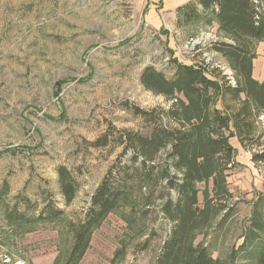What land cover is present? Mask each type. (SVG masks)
I'll return each instance as SVG.
<instances>
[{"label":"rangeland","instance_id":"1","mask_svg":"<svg viewBox=\"0 0 264 264\" xmlns=\"http://www.w3.org/2000/svg\"><path fill=\"white\" fill-rule=\"evenodd\" d=\"M161 8L162 0H0V264H159L173 225L163 210L166 177L132 164L122 140L173 124L164 116L170 100L143 88L141 71L151 65L170 78L175 59L217 67L235 83L212 48L223 40L212 16L198 4L179 13ZM253 50L261 81L264 40ZM239 105L228 95L216 102L230 116L223 132L233 148L225 172L231 196L191 238L219 264H257L264 249V164L251 160L264 111H253L245 140L232 119ZM135 107L152 111L149 119ZM168 149L156 163L170 161ZM118 162L125 169L113 167ZM59 166L74 181L69 202ZM110 168L129 198L92 229L82 257L68 261L77 226ZM196 187L199 204L212 196L211 179Z\"/></svg>","mask_w":264,"mask_h":264},{"label":"trees","instance_id":"2","mask_svg":"<svg viewBox=\"0 0 264 264\" xmlns=\"http://www.w3.org/2000/svg\"><path fill=\"white\" fill-rule=\"evenodd\" d=\"M197 4L201 13L211 15L217 22L223 40L211 45L231 69L234 85H230L217 67L205 64L185 65L173 59L175 70L170 78L151 65L145 66L140 83L146 90L170 100L164 116L173 125L157 124L148 133L127 132L122 140L123 153L129 152L132 164L137 163V168L142 170L160 169L166 177L167 197L163 210L173 225L163 243L159 264H219L205 246L191 241L196 232L212 223L219 211L225 210V201L231 196L225 187V172L232 167L233 148L223 132L228 128L230 116L223 113L216 102L222 95L240 100L232 119L245 140L252 130L253 111L254 114L264 111V77L259 81L253 76L256 57L253 43L264 40V0H193L178 7L176 12L186 8L196 11ZM186 15L190 17L191 12ZM134 109L145 120L152 112ZM261 137L251 160L264 164V133ZM166 146H169L166 156L170 161L156 163L157 154ZM113 167L125 169L119 162ZM112 168L96 187L90 206L77 226L68 261L76 262L82 257L92 229L129 198L126 190L114 183ZM57 173L61 192L69 202L75 192L74 181L64 166H59ZM208 179L212 180V196L207 194L199 204L196 184ZM170 190L175 192L174 198ZM257 264H264V249L258 255Z\"/></svg>","mask_w":264,"mask_h":264},{"label":"crops","instance_id":"3","mask_svg":"<svg viewBox=\"0 0 264 264\" xmlns=\"http://www.w3.org/2000/svg\"><path fill=\"white\" fill-rule=\"evenodd\" d=\"M189 1H193V0H162V8L164 9V11H174V13H176V9L182 5H184L185 3L189 2ZM255 63L253 61V76L257 79V77L255 76ZM258 80V79H257Z\"/></svg>","mask_w":264,"mask_h":264},{"label":"built area","instance_id":"4","mask_svg":"<svg viewBox=\"0 0 264 264\" xmlns=\"http://www.w3.org/2000/svg\"><path fill=\"white\" fill-rule=\"evenodd\" d=\"M234 84V83H233Z\"/></svg>","mask_w":264,"mask_h":264}]
</instances>
